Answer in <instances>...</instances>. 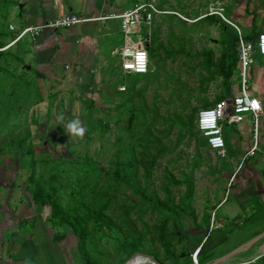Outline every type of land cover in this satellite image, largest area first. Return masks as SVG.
<instances>
[{
  "label": "rangeland",
  "instance_id": "374dc122",
  "mask_svg": "<svg viewBox=\"0 0 264 264\" xmlns=\"http://www.w3.org/2000/svg\"><path fill=\"white\" fill-rule=\"evenodd\" d=\"M235 1L116 0V15L144 2L169 12L158 15L147 32L152 52L147 77H124L117 66L123 41L119 20L110 31L104 24L98 37L97 26L91 28L98 42L96 56L77 65L63 60L40 73L38 64L26 61L32 67L26 71L21 67L25 60L21 45L9 49L15 59L0 58L4 262L27 242L54 251L50 246L55 247V234L62 233L65 238L59 246L65 245L72 254L68 264H84L72 232L74 213L87 232L90 264H129L124 246L134 240L140 255L153 256L157 264L192 259L204 238L190 234L192 229L210 228L235 199L229 183L239 167L227 152L211 151L196 126L200 110L239 93V64L228 81L220 70L234 50L232 30L219 16L210 15L219 7L228 18L227 8ZM14 3L2 2L10 10ZM145 30L141 28V36L147 35ZM10 34L12 42L19 31ZM258 64L264 66L260 59ZM77 128L83 129L82 135ZM263 132L264 122L260 138ZM242 134L251 146L253 134L251 141L247 131ZM236 156L241 163L243 157L238 152ZM243 168L244 162L237 172ZM115 173L131 184L117 180ZM37 192L55 198L62 217L52 220L53 210L35 203ZM223 199L222 208H217ZM151 202L173 209L175 216L165 220ZM205 233L203 254L215 237L214 230ZM220 251L221 247L212 250ZM138 259L135 264H152L143 256Z\"/></svg>",
  "mask_w": 264,
  "mask_h": 264
},
{
  "label": "crops",
  "instance_id": "0c3cea01",
  "mask_svg": "<svg viewBox=\"0 0 264 264\" xmlns=\"http://www.w3.org/2000/svg\"><path fill=\"white\" fill-rule=\"evenodd\" d=\"M3 1L0 0V49H2L0 50V58H3L2 53L8 51V49L21 45L23 47H18L20 48L19 53L25 57L23 58L25 60L21 61V67L29 72L32 67L26 61L31 62L33 66L38 64L36 71L42 73L47 70L50 71L52 66L54 68L58 67V64L63 60L77 65L82 62V59L94 58L96 56L95 52L98 50V42L93 32L90 31L91 28L95 29L97 26L96 37H98L105 29V25L110 31L112 30L110 25L116 21L115 19L105 18V16L110 17L107 16L108 13L116 14V0H13L15 3L11 10L7 5L2 4ZM235 2V4L232 2V6L227 8L228 11L225 14L228 18H226L237 26L239 25L238 27L247 41L257 42L259 35L264 33V0H236ZM69 12L94 20L64 31L46 29L44 30L45 33L43 31L34 39L27 35L14 44L12 42L15 39L12 42L10 41L12 35L10 33L12 32H21L26 27L41 25ZM98 15L102 16L99 17L101 19L97 18ZM94 22H100L101 25H95ZM77 26L80 27L76 28ZM229 29L232 30L231 26H229ZM26 38L28 39L26 44H22V41ZM122 38L121 35V41ZM254 58V63L249 67V79L247 78L248 94L250 93V96L256 97L264 103V66L258 64V59H260L264 65V55L256 53ZM69 59H73L74 63ZM73 68L81 67L74 65ZM237 92H239L237 93L239 95L241 84ZM227 99H231V97L222 100ZM246 120L239 124L225 125L223 128L226 144L223 154L225 155L227 152L228 158L235 164L236 168L240 166L236 152L243 157L252 146V144L249 145V142L244 143L243 140L242 132L247 131L248 138L251 141L249 137L251 134L250 120L249 123ZM238 143L240 144L238 148L233 146ZM236 171L232 174L229 183V188L235 197L233 205L228 206L223 213H218L215 226L211 229L215 231L214 243L207 252L204 250V254V247L200 252L206 258L205 263L230 253L247 241L264 233V132L260 138V151L244 161L242 173H236ZM235 173V178L231 182ZM223 201L224 199L217 205V208L220 207ZM208 229L211 231L209 226L204 229L194 227L190 233L195 236L201 235V238L204 237L200 246L208 236V233H205ZM61 242L54 240L52 244L55 243V247L50 246L54 251L50 250V252L46 248H40V245H31L27 242L23 247L24 249L19 248L11 256H8L9 258L5 262L0 255V264H68L72 258L71 249H66L65 245L63 247L59 246ZM48 245L50 244L48 243ZM259 245L260 243L256 244L230 264H264V255L253 258ZM217 247H221V253L219 252V254L212 252Z\"/></svg>",
  "mask_w": 264,
  "mask_h": 264
},
{
  "label": "built area",
  "instance_id": "2783aa9c",
  "mask_svg": "<svg viewBox=\"0 0 264 264\" xmlns=\"http://www.w3.org/2000/svg\"><path fill=\"white\" fill-rule=\"evenodd\" d=\"M164 13L166 14L169 12L162 11L152 2H144L136 4L133 8L127 9L119 15L113 14L108 17L110 19L119 20L120 22V31L123 41L119 46L117 65L124 77L143 76L151 72L152 61L148 47L150 35L147 32L154 23L155 18ZM210 15L219 16L225 23L234 28L238 34L236 51L241 71V92L237 97L221 100L212 107L200 110L197 114L196 126L199 133L205 139L207 147L211 151L223 153L226 146L223 131L224 126L239 124L249 119L250 126H252L251 133L253 134V143L243 156V161L239 166L240 168L245 160L255 156V154L260 151L259 129L261 123L264 122V103L260 99L248 94L247 71L254 63L256 53L264 55V33L259 35L257 42H250L243 37L240 28L224 16L222 8L218 7L211 9ZM92 20L94 19L82 17L71 12L64 13L41 25L26 27L19 32V35L12 44L27 35L34 39L46 29H70L76 25L87 23ZM142 27L146 28V36L140 35ZM133 35H136L137 38H134ZM122 90H125V86ZM236 173L232 177L231 182H233ZM214 225L215 221L212 220L210 230ZM201 248L202 246H199L192 256L194 264H199L198 256L201 252ZM138 256H143L145 259L151 260L152 264H157L156 261L148 256L138 254L134 258Z\"/></svg>",
  "mask_w": 264,
  "mask_h": 264
},
{
  "label": "trees",
  "instance_id": "16d2710c",
  "mask_svg": "<svg viewBox=\"0 0 264 264\" xmlns=\"http://www.w3.org/2000/svg\"><path fill=\"white\" fill-rule=\"evenodd\" d=\"M204 18H206V17H204ZM231 29L233 30L231 35H232V38H234V40H233L234 50H233V52L231 54V58L229 59L228 64L225 67H220V70L224 74L226 81L229 80V77H230L231 73H233L236 70L237 63H238V54H237V51H236V43L238 41V34L232 27H231ZM250 40H252V39H250ZM252 42H254V41H252ZM148 45H149L148 47H149V50H150L151 49V43L149 42ZM0 55H1V53H0ZM4 56H7V57L8 56H12L13 58L15 56L17 57V55H14V56L11 55L9 49H8V51L2 53V57H4ZM151 56H152V52L150 50V58H151ZM1 70L2 69H0V71ZM150 73H148L147 75L136 76V77H147V76L150 75ZM224 138H225V136H224ZM99 168L101 169L100 165H99ZM115 177H116L117 180H119V181L121 180V182L123 181V182H127L128 184H131L129 179L121 178L116 173H115ZM35 203L38 204V205H48L53 210V212H52V220H55L57 218L62 217V214H63L62 209L60 208V205L58 204V201L55 198H53L52 196H49L48 198H46L43 195H41L39 192H37L36 196H35ZM151 203L153 205H156L157 208L159 209V211L162 212L163 215H165V220L170 219L171 217L175 216V211L173 209H169L165 205L160 204L159 202H151ZM74 214H76V215L74 216V219H73L74 223H72L71 226H72V230H73L72 232L78 238L80 258L84 261V264H90L89 263V260H90L89 259V255H88V252L86 250V239H87V234L86 233L87 232H86L85 227H83V223H82L83 220L81 219L79 214L78 213H74ZM63 238H65L64 234H62V233L61 234L60 233L55 234V240L62 241ZM138 246H139L138 240L132 241V243H130L129 245L125 244L124 250L126 251L128 258L131 259L132 255H135V254H137V255L138 254H142L139 251ZM202 248H201V250H202ZM151 257L154 258L153 256H151ZM138 258H139V256L137 258L133 259L134 261L131 260L129 262V264H133L135 262V260L138 259ZM205 260H206V258L204 256H202V255L200 256V254H199V256H198L199 264H205ZM185 264H193L191 257L188 259V261Z\"/></svg>",
  "mask_w": 264,
  "mask_h": 264
},
{
  "label": "water",
  "instance_id": "95a60500",
  "mask_svg": "<svg viewBox=\"0 0 264 264\" xmlns=\"http://www.w3.org/2000/svg\"><path fill=\"white\" fill-rule=\"evenodd\" d=\"M259 243H260L259 248L253 257V258H257L261 255H264V233H262L261 235L251 239L250 241H247L246 243L237 247L236 249H234L230 253H228V254L220 257V258H217L211 262L205 263V264H230L231 262L238 259L241 254L250 250L253 246H255L256 244H259Z\"/></svg>",
  "mask_w": 264,
  "mask_h": 264
},
{
  "label": "clouds",
  "instance_id": "9594fccd",
  "mask_svg": "<svg viewBox=\"0 0 264 264\" xmlns=\"http://www.w3.org/2000/svg\"><path fill=\"white\" fill-rule=\"evenodd\" d=\"M76 130L78 131V133H79L80 135L83 134V129L77 128Z\"/></svg>",
  "mask_w": 264,
  "mask_h": 264
},
{
  "label": "bare ground",
  "instance_id": "6f19581e",
  "mask_svg": "<svg viewBox=\"0 0 264 264\" xmlns=\"http://www.w3.org/2000/svg\"><path fill=\"white\" fill-rule=\"evenodd\" d=\"M138 260H139V259H138ZM138 260H137V261H138ZM133 261H134V260H133ZM151 263H152V261H151ZM133 264H135V262H134Z\"/></svg>",
  "mask_w": 264,
  "mask_h": 264
}]
</instances>
